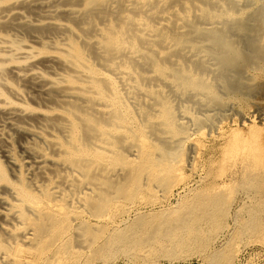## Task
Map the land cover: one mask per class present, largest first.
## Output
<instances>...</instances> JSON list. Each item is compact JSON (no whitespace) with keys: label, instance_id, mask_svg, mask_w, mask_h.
<instances>
[{"label":"bare ground","instance_id":"6f19581e","mask_svg":"<svg viewBox=\"0 0 264 264\" xmlns=\"http://www.w3.org/2000/svg\"><path fill=\"white\" fill-rule=\"evenodd\" d=\"M263 77L264 0H0V264L189 248L264 162L250 142ZM248 100L255 114L236 117ZM227 121L248 135L221 142ZM208 159L221 166L213 197L136 218L151 241L98 242L136 198Z\"/></svg>","mask_w":264,"mask_h":264},{"label":"rangeland","instance_id":"374dc122","mask_svg":"<svg viewBox=\"0 0 264 264\" xmlns=\"http://www.w3.org/2000/svg\"><path fill=\"white\" fill-rule=\"evenodd\" d=\"M262 82L264 83V77ZM252 100L238 102L234 110L236 117H238L237 113L243 117H252L255 114ZM262 123V125L258 124L260 130L250 142L264 161V122ZM246 128L238 121L237 123L227 121L221 142L235 129H239L247 136ZM207 157L210 159L213 156L207 155ZM209 159L191 176L185 177L181 182L171 183L164 193L136 198L132 202L134 211L114 220L101 230V239L98 242L105 240L115 231H120L124 235L131 234L128 239L151 241L158 237H152V231L146 226H138L136 218L163 210L175 215L180 209H186L193 203L204 202L213 197V193L218 191L214 186L218 183L221 166L218 162H212L213 158L211 162ZM239 163V161L232 163L230 171L236 170L240 166ZM262 164L264 162L256 164L258 166L251 168V175L247 176L246 180L240 177L229 187V192L223 193L222 204L216 207L217 213L216 215L213 213L214 218L210 221L202 219L203 227L199 240L187 249H180L176 256L155 254L148 259V254L131 251L126 254L118 253L111 259L94 256L91 250H82L79 264H264V167ZM202 209L203 207L196 212L197 216L202 214ZM235 210L238 211L234 213ZM252 211L255 214L250 213ZM252 216L256 218L253 221Z\"/></svg>","mask_w":264,"mask_h":264}]
</instances>
